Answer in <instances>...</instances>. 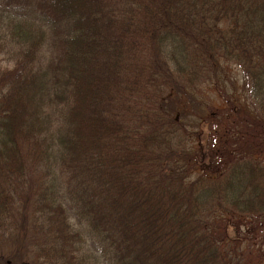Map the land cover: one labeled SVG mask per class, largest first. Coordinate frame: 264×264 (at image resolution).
Masks as SVG:
<instances>
[{"label":"trees","instance_id":"1","mask_svg":"<svg viewBox=\"0 0 264 264\" xmlns=\"http://www.w3.org/2000/svg\"><path fill=\"white\" fill-rule=\"evenodd\" d=\"M3 56L0 246L21 212L38 264H243L264 232V152L238 123L264 128V0H0ZM205 84L225 105L200 118Z\"/></svg>","mask_w":264,"mask_h":264},{"label":"rangeland","instance_id":"2","mask_svg":"<svg viewBox=\"0 0 264 264\" xmlns=\"http://www.w3.org/2000/svg\"><path fill=\"white\" fill-rule=\"evenodd\" d=\"M3 60L0 62V68L10 67L11 62L5 59V56L2 57ZM227 76L233 83V86L227 90L231 94L232 98L235 96H241V73L235 65H228ZM197 99L200 102L193 103V108L196 116L203 117L204 112L208 111L211 113V109L222 108L225 105V100L220 97L218 92H214L209 86L202 85L200 87V92L197 94ZM247 120L246 123L244 120ZM238 123L241 124V134L242 141L239 143L240 152H246L250 154H256L264 152V128L257 125V123H252L247 117L241 116V120H238ZM204 129L205 126L200 125L199 130ZM201 141H204L202 136ZM196 145H198L196 143ZM264 157V155H263ZM225 220H235L234 217L224 216ZM74 218L71 219L73 222ZM252 220H264V218H256ZM30 220H15L12 230L4 237V239H9L8 245L0 246V258L3 256H12V262L15 264H38L32 256L31 248L29 246V239L27 238L28 223ZM16 223V224H15ZM217 236H220L222 229L219 224L216 225ZM250 233H243L241 237L242 243L238 245L235 244L234 248H237V253L240 254V258H243V264H264V232L260 231L261 228L258 225L249 227ZM227 231L229 232L230 238H235L237 232L233 229L232 226L228 225ZM231 247V246H230ZM232 248V247H231ZM231 250V249H230ZM31 252V253H30ZM240 259L238 257H235Z\"/></svg>","mask_w":264,"mask_h":264}]
</instances>
